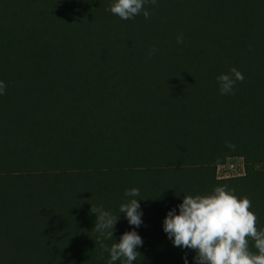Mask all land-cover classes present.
Masks as SVG:
<instances>
[{
    "label": "rangeland",
    "instance_id": "1",
    "mask_svg": "<svg viewBox=\"0 0 264 264\" xmlns=\"http://www.w3.org/2000/svg\"><path fill=\"white\" fill-rule=\"evenodd\" d=\"M113 2L0 0V264H108L91 206L119 215L103 244L142 238L133 264H196L163 219L221 185L264 228V0H157L130 20ZM228 162L243 174L217 177ZM132 188L139 227L119 214Z\"/></svg>",
    "mask_w": 264,
    "mask_h": 264
},
{
    "label": "clouds",
    "instance_id": "2",
    "mask_svg": "<svg viewBox=\"0 0 264 264\" xmlns=\"http://www.w3.org/2000/svg\"><path fill=\"white\" fill-rule=\"evenodd\" d=\"M157 0H114L110 12L122 20H130L142 14L146 19L151 13L145 4L155 5ZM177 43H183V36H177ZM156 51L153 47L149 53ZM244 76L235 67L230 74L217 77L221 95L233 94L237 81L243 82ZM6 85L0 81V95ZM235 150V145L228 143ZM137 188L125 191L130 199L119 206L128 223L139 227L142 224V212L136 197ZM178 213L169 210L163 219V231L175 247L191 249L195 252L196 264H264V228H258L257 215L251 211L252 201L247 196L238 197L228 185L216 186L206 194L183 195ZM95 214L93 229L99 234L101 249L110 255L108 264L123 259L124 264H133L141 254L137 251L143 240L136 231H126L108 247L100 237L113 239L112 232L119 215L103 209V206L90 208ZM254 249V250H253ZM185 264L187 259L185 258Z\"/></svg>",
    "mask_w": 264,
    "mask_h": 264
},
{
    "label": "built area",
    "instance_id": "3",
    "mask_svg": "<svg viewBox=\"0 0 264 264\" xmlns=\"http://www.w3.org/2000/svg\"><path fill=\"white\" fill-rule=\"evenodd\" d=\"M217 177L239 176L243 174V167L238 162L218 164L214 168Z\"/></svg>",
    "mask_w": 264,
    "mask_h": 264
}]
</instances>
